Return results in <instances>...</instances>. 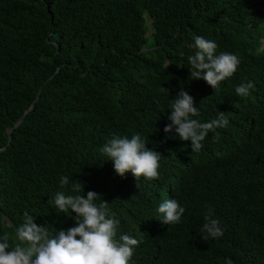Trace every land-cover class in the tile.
Returning <instances> with one entry per match:
<instances>
[{
	"label": "trees",
	"instance_id": "16d2710c",
	"mask_svg": "<svg viewBox=\"0 0 264 264\" xmlns=\"http://www.w3.org/2000/svg\"><path fill=\"white\" fill-rule=\"evenodd\" d=\"M195 36L240 59L216 91L190 75ZM248 80L255 87L237 96ZM181 90L194 98L193 118L229 120L199 152L164 132ZM137 133L161 154L159 179L121 177L99 152ZM260 159L264 0H0V236L10 244L25 212L53 235L75 226V213L50 202L57 191H95L117 232L140 241L130 264H264V185L248 190L264 181ZM168 199L185 209L179 223L160 222ZM209 208L224 235L205 241Z\"/></svg>",
	"mask_w": 264,
	"mask_h": 264
},
{
	"label": "clouds",
	"instance_id": "9594fccd",
	"mask_svg": "<svg viewBox=\"0 0 264 264\" xmlns=\"http://www.w3.org/2000/svg\"><path fill=\"white\" fill-rule=\"evenodd\" d=\"M195 49L193 55L187 57L190 65V75L194 79H203L215 91L220 82L233 76L240 64L237 55L221 52L218 55V45L210 39L195 36L190 45ZM255 87L253 81L242 82L235 87V94L239 97L249 95V89ZM164 91L167 90L162 87ZM169 106L170 121L164 127L165 133L175 132L182 141H191V152H199L202 141L217 128H225L229 120L224 112H219L216 119L210 122H200L198 108L194 106V98L185 90L177 94ZM99 152L113 162L117 175L123 177L131 173L137 180L143 176L148 180L159 179L161 154L147 147V143L139 133L128 136L114 135L100 149ZM263 168L264 160L260 159ZM249 173V171H248ZM60 187L69 185V177H60ZM264 185V181L251 185L248 189L251 197L255 196ZM82 183L73 181L71 191L79 193ZM226 183L220 184L224 192ZM95 191H88L87 195H66L64 191H57L50 202L61 213H75V226L66 230H57L56 234L49 232L45 226H38L34 216L28 212L23 214V222L15 230V245L10 244L8 234L0 236V264H130L140 241L131 237L129 233L117 232L120 223L114 215H110L108 202ZM162 215V224L171 225L181 221L185 209L176 199L162 202L158 209ZM205 223L201 231L206 233L202 238H220L224 230L218 219L213 218V210L208 209L204 216ZM226 264H233L229 258Z\"/></svg>",
	"mask_w": 264,
	"mask_h": 264
},
{
	"label": "water",
	"instance_id": "95a60500",
	"mask_svg": "<svg viewBox=\"0 0 264 264\" xmlns=\"http://www.w3.org/2000/svg\"><path fill=\"white\" fill-rule=\"evenodd\" d=\"M35 100H37V98H36ZM33 104H34V103H33ZM33 104H31V106H30V107H32V106H33ZM21 119H22V118H20V119L17 121V123H18V122H20V121H21ZM8 133H9V131H8Z\"/></svg>",
	"mask_w": 264,
	"mask_h": 264
}]
</instances>
